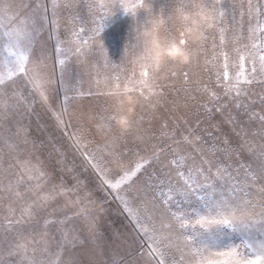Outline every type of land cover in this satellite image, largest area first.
I'll list each match as a JSON object with an SVG mask.
<instances>
[{
	"label": "snow or ice",
	"instance_id": "snow-or-ice-1",
	"mask_svg": "<svg viewBox=\"0 0 264 264\" xmlns=\"http://www.w3.org/2000/svg\"><path fill=\"white\" fill-rule=\"evenodd\" d=\"M209 3L218 12L217 27L206 32L197 43L199 48L193 49V60L204 51V45L209 39L213 42L215 52L218 34L221 45L218 55L224 58L225 71L221 73L217 70L216 80L217 83L223 81L226 96L238 99L247 93V86L253 83L264 84V0L242 2L240 20L236 18L235 4L224 7L221 0H209ZM117 5L126 14L135 17L138 9L143 7L142 4H128L124 0H102L96 6V14L99 15L104 9L110 11L104 13L99 21L94 19V27L82 26L72 32L74 50L63 47L62 43L57 44V80L56 65L51 66L50 70L47 57L38 58L33 55L34 37L39 30L38 21L32 17L20 18V9L15 0H0V209L4 207L5 200L8 201L6 213L0 212V264H61L65 247L74 248L77 238L69 239V231L63 230L62 242L53 253L48 226L53 223L63 226L72 216L65 215L59 220L46 219L43 225L37 220L38 213L59 197L66 198L64 208H76L74 215L90 220V232L96 229L97 219L92 213L95 211L98 216L103 211L102 206L98 209L92 207L96 205V201L89 198L91 194L88 192H84L83 196L79 195L83 182L78 176L72 177L76 181L72 187H68L63 178L59 184L48 187L51 174L44 169L40 158L33 159L34 153L28 150V145L32 142L23 128V121L32 113L33 105L37 102L51 108L48 95L50 90L63 92L62 109L54 112V115L57 125L64 128L66 125L63 116L68 115L69 120L72 119L70 109L74 100L85 95H109L108 91L101 90L102 87H121L119 76H105L103 80L97 78L94 81L95 90L89 88L86 91L80 87L70 89L65 80L66 60L70 56L77 57L81 63L87 62L90 56H99L103 59V67L109 66L103 44L97 50L96 41L101 36L105 21L114 14ZM56 6V0H53V15ZM93 10L94 6L90 4V15ZM245 15L249 18L247 35L243 25ZM253 20L255 24L252 23ZM77 22L83 24V21H77L74 17L73 23ZM234 30L233 51L239 57V63L234 65L238 70L229 80V54L223 51V46L226 43V33ZM85 32L88 33L87 39H82L81 34ZM218 55H214L206 63L215 68ZM94 67H100L99 60ZM141 68L138 83L142 85V89L139 97L151 101L152 97L161 93L156 92L150 83L149 70L156 80L159 79L158 73H154L147 63ZM180 75L187 85L189 73L186 68L169 73L173 79ZM21 83L27 90V95L20 90ZM128 83L132 81L129 80ZM183 90L191 91L190 88ZM209 95L213 100L219 99L214 92H209ZM261 101L264 102V96H261ZM205 110L211 111L207 106ZM216 110L220 111V108L217 107ZM93 118L100 121L97 124L98 130L104 126L111 131L113 112L105 115L102 111L98 117ZM260 119L264 121V116ZM13 120L18 125L15 130L11 123ZM135 123L133 119L132 127ZM131 129L120 131V134L126 135ZM6 132L10 135L6 136ZM71 139L75 147L87 148L86 143L82 144V132H74ZM200 140L201 137L192 134L183 137V142L196 153L200 152L197 147ZM175 143L179 144V141ZM114 145V141H109L104 148L99 149V156L96 151H85L83 156L99 175L101 186H107L116 194V199L121 202L131 222L147 242V249L141 255L146 254L154 264H264V145H261L255 167L242 164L240 168L230 170V166L217 164L213 171L212 162L202 154L201 163L197 164L192 153L180 154L177 149H172L173 158L169 163L175 169L174 178L171 172H164L163 169L159 174L153 172L145 175L146 165L152 164L154 160L159 162L160 152L164 151L160 149L148 159L142 157L141 162L134 167L122 169L117 178L113 179L109 176L111 169L108 165H121L120 153ZM32 147H36L34 143ZM108 157L111 159L108 160ZM189 159L193 161L191 165L187 163ZM138 174L145 178V183L140 188L136 187ZM127 192H133L135 198L140 200L139 207L121 194ZM26 228L31 230L26 233Z\"/></svg>",
	"mask_w": 264,
	"mask_h": 264
},
{
	"label": "rangeland",
	"instance_id": "rangeland-1",
	"mask_svg": "<svg viewBox=\"0 0 264 264\" xmlns=\"http://www.w3.org/2000/svg\"><path fill=\"white\" fill-rule=\"evenodd\" d=\"M101 2L102 0H56L57 6L53 15V0H15L20 9V18L32 17L39 23V30L34 37L33 55L38 58L47 57L52 70L51 66L56 65L57 60L55 56L57 44L62 43L63 47L74 50L72 32L82 26L94 27L92 21L94 19L99 21L104 13L110 11L104 9L97 15L98 7L96 6ZM124 2L132 4L138 3L139 0H124ZM148 2L153 12H161L166 19L165 34L178 35V25L172 13L179 0H148ZM242 2L246 0H221L224 7L232 4L237 6V20L241 19L240 4ZM90 4L94 6L91 15L89 14ZM24 5L26 7H23ZM146 16L144 10L138 9L133 21V17L117 5L114 14L105 21L101 36L96 41L97 50L99 45L103 44L110 62L109 66L103 67V59L99 56H90L85 63H81L75 56H70L65 65L67 86L70 89L80 87L84 91L89 88L95 90V79L103 80L105 76H119L121 87L128 84L136 89L135 94L139 96L142 85H139L138 81L141 79L142 68L137 63L140 49L134 38L133 24L145 22ZM74 17L77 21H83V24L79 22L74 24ZM248 19L247 15L243 17L245 35H247ZM5 23H8L7 19ZM252 23L255 24V20ZM234 35L235 30L226 33V43L223 46V51L229 54L227 62L229 80L238 70L234 65L239 63V57L233 51ZM81 36L82 39H87L88 33H82ZM212 43L209 39L199 57L189 65L183 66L189 73L187 85L184 84L182 75L175 79L169 76L171 71H180L182 67L173 68L166 78L158 80L152 78V72L149 70L150 83L161 95L152 97L151 101L140 99L141 102L133 116L136 123L126 135H121L114 123H112L111 131L104 126L100 130L97 128L100 121L93 117H98L102 111L105 115L113 112V101L109 95H85L74 100L70 109L73 113L72 119L69 120L68 115L63 116L66 125L64 128L57 125L54 115V112L62 109V91L48 92L51 108L39 102L33 105L32 113L23 121V128L29 141L36 146L33 149L32 143L28 145V150L34 153L33 159L39 157L44 169L51 174L48 187L59 184L61 178L68 187H72L76 183L72 177L78 176L83 182L79 195L83 196L84 192L90 193L89 198L96 201V205L92 207L98 209L102 206L103 208L98 216L95 211L92 213L97 219L94 232L89 230L90 220L74 215L76 208H64L65 197L57 198L38 213L37 220L40 225H43L46 219L59 220L65 215L72 216V219L63 226L55 223L48 226L53 253L62 242L63 230L69 231V239L77 238L74 248L65 247L61 264H133V262L134 264H154V261L150 260L146 254L141 255L147 249V242L144 241L135 224L131 222L121 202L116 199V194L107 186H101L102 181L99 175L84 159L83 152L96 151L99 156L101 154L99 149L104 148L109 141H114V146L120 153L121 165H108L111 169L109 176L113 179L117 178L122 169L134 167L141 162L142 157L148 159L160 149L164 151L160 152L159 162L154 160L152 164L146 165L145 175H151L153 172L159 174L163 169L164 172H171L174 178L175 169L169 163L173 158L172 149H177L180 154L192 153L197 164L201 163L202 154L204 158L212 162L213 171L216 170L217 164L230 166V170L240 168L242 164L255 167L261 145H264V121L260 119L264 116V102L261 101V96H264V84L253 83L247 86V93L238 99L226 96L223 81L217 83L216 80L217 70L221 73L225 71L224 58L218 55L221 52L218 34H216L215 52ZM189 47L193 50L198 49L199 45L189 43ZM214 55H218L215 68L212 64L206 63ZM98 60L100 67L97 68L94 64ZM245 67H248L247 63ZM55 71L58 80V65ZM129 80L132 83H128ZM184 88H190L191 91L185 92ZM109 89L101 88L105 92ZM20 90L27 95V90L22 83ZM209 92L216 93L219 99L213 100ZM70 95H72L71 92ZM205 106L211 111H206ZM217 107L220 111L216 110ZM105 109L107 111H104ZM11 123L15 130L18 125L15 120ZM77 131L83 133L82 144L86 143L87 148L74 146L71 137ZM189 134L201 137L197 144L199 153L193 152L191 146L183 142V137ZM5 135L10 133L6 132ZM175 141H179V144ZM107 159L110 160L111 157ZM61 161L62 163H59ZM187 163L191 165L193 161L189 159ZM5 167H7V157ZM68 169L72 171L69 172ZM164 178L167 179V177ZM144 183V176L138 174L136 187L140 188ZM121 194L126 195L134 206H140V200L135 198L133 192ZM7 204L8 201L5 200L0 212L6 213ZM30 230L26 228L25 232Z\"/></svg>",
	"mask_w": 264,
	"mask_h": 264
},
{
	"label": "clouds",
	"instance_id": "clouds-1",
	"mask_svg": "<svg viewBox=\"0 0 264 264\" xmlns=\"http://www.w3.org/2000/svg\"><path fill=\"white\" fill-rule=\"evenodd\" d=\"M147 14L146 21L133 24V33L139 55L137 63L148 64L159 79L167 77L173 68L189 65L193 61V50L189 43L200 42L205 33L216 29L218 12L209 0H179L174 6L173 17L178 25V35L165 34L166 19L161 12H153L148 0H139ZM133 21H135V16ZM113 101V123L121 131L131 129L133 116L141 100L135 90L124 85L110 88Z\"/></svg>",
	"mask_w": 264,
	"mask_h": 264
}]
</instances>
